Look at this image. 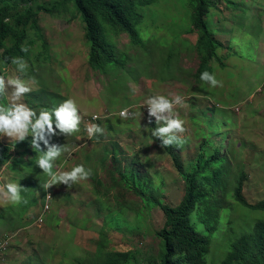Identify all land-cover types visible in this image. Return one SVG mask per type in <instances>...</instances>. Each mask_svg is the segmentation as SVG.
<instances>
[{"label":"rangeland","instance_id":"rangeland-1","mask_svg":"<svg viewBox=\"0 0 264 264\" xmlns=\"http://www.w3.org/2000/svg\"><path fill=\"white\" fill-rule=\"evenodd\" d=\"M184 1L158 0L144 11L141 32L145 47L133 46L125 33H109L118 53L128 58L126 70L115 76L100 74L90 67L85 23L72 0H37L32 4L38 12L43 38H34L35 31H30V39L38 43L30 55L34 63L27 61L24 73L16 65L0 61L5 78L0 107L8 109L17 103L29 107L27 97L37 98L39 94L36 101L40 103L49 101L52 93L61 94L62 103L73 99L82 117L80 131L65 134L62 141L68 147L61 160L55 162L54 171H70L83 165L91 169L92 175L71 189L65 184L45 189L47 196H52L50 210L46 211L45 206L40 208L44 196L39 179L25 163L31 154H24L19 166H3L0 186L20 184L22 202L0 200V245L8 237L0 264H80L94 258L97 243L104 239L107 248L132 251L142 263L155 260L161 249L157 232L164 225V213L159 206L143 205L141 196L123 188L132 202L122 209L123 223L111 221L115 193L109 188L110 170L115 166L122 171L127 165L141 170L151 180L148 195L176 204L184 194V175L196 163L205 136L212 141L210 151L219 148L231 164L229 182L218 192L220 213L227 215L230 222L212 245L210 264L220 263L247 225L252 227L264 219V213L243 207L234 199L231 184L243 170L248 175L243 190L246 199L250 203L264 199V0H247L248 17L241 22L236 17L242 14L241 9H230L223 1L212 8L209 28L224 44L219 55L226 65L222 69L214 64V75L222 83L217 87L195 78L200 63L195 50L197 35L189 31V9ZM47 8H53L52 13ZM7 44L11 46L12 41ZM9 77L25 80L32 91L14 100V88L7 83ZM43 88L47 94L41 93ZM155 95L184 98V106L174 108L175 117L185 121L186 128L183 145L172 146L182 166L180 170L173 164L168 148H162V141L151 135V129L158 125L155 117L149 124L146 101ZM124 108L134 112L135 117L121 119L119 112ZM30 109L37 118L42 111L40 107ZM93 117L107 122L100 125L103 134L90 139L86 128L97 124ZM110 126L113 131H109ZM215 129L217 133H212ZM28 136L16 142L0 134V145L9 144L14 154H19ZM104 146L109 155L100 160ZM28 174L32 175L31 181ZM48 180L49 177L45 182ZM30 186H35L39 203L27 205L26 212L20 214L32 197ZM41 213L46 218L39 226Z\"/></svg>","mask_w":264,"mask_h":264},{"label":"trees","instance_id":"trees-1","mask_svg":"<svg viewBox=\"0 0 264 264\" xmlns=\"http://www.w3.org/2000/svg\"><path fill=\"white\" fill-rule=\"evenodd\" d=\"M64 1L68 2L69 0ZM72 1L85 23L86 39L90 44V67L107 76L123 73L126 70L128 58L124 53H118L115 43L109 39V33H125L129 36L133 46L145 47V40L141 32V25L145 19L144 11L156 4L158 0ZM220 1H223L230 9L242 10V14L236 16L240 22L243 17H248L247 0L184 1L189 9V31L197 35L195 50L200 60L195 74L197 82H203L200 77L204 71L214 75L215 63H218L222 69L226 67L224 58L219 55L224 44L209 28L211 10ZM36 3L37 0H0V51L3 50L0 61L2 64H12V58L16 57L34 63L30 59V55L38 41L30 39V31H35L34 38H43L38 27V12L32 7V4ZM52 9L47 8L46 10L48 13H52ZM249 28L252 26L250 25ZM8 41H12L11 46H7ZM23 46H27V52L22 51ZM43 53L45 57H48L46 51ZM173 55V53L170 55L168 62H171ZM2 73L0 71V76H3ZM41 93L47 94V91L43 88ZM52 95L53 97L49 101L41 103L36 101L37 98L41 97L40 94L37 98L30 95L26 100L29 102L30 108L40 107L42 111H51L62 104L63 98L59 93H52ZM96 122L101 125L107 120L97 119ZM109 131H113L111 126ZM214 132L217 133V129L212 131V133ZM64 137L65 134L56 128L55 134L48 135L46 138L51 145L67 148V144L62 141ZM33 139L34 137L30 134L25 147L19 154H14L11 145L1 144L0 169L5 165H21L24 162V154L30 153L31 156L25 163L29 166L30 173L39 179L42 196H44L43 205L40 207L42 209L45 205V199L47 202V193L42 185L48 176L43 174V170L36 164V157L42 153L33 150L31 146ZM39 143L41 148L46 151L47 148L43 140H40ZM115 145H117L116 142ZM172 146L168 147V151L171 154L173 164L180 170L182 166ZM211 146V139L205 136L199 146L196 163L184 175V194L176 204L163 202L155 195H148L147 191L151 187V180L141 170L127 165L121 171L114 166L110 170L112 172L110 175L111 183L109 184L110 191L115 193L113 204L115 210L110 217L111 221L123 223L121 221L122 209L127 206L128 202H132L127 199L123 188L135 191V194L141 196L143 205L159 206L164 213V225L157 232L161 239L159 255L155 260L142 263L135 254L133 255L132 251L107 248V240L104 239L97 243L94 258L90 261H80V264H210L212 245L226 228V223L230 222V219L227 220L226 218L227 215L220 213L218 192L224 189L229 182L227 175L231 166L229 157L223 154L219 148L210 151ZM115 150L117 151V146ZM107 155H109V150L107 146H104V155L100 160H106ZM58 160H61V157ZM53 170H55V166ZM31 174L27 175L29 181L32 180ZM116 175H119L120 178L115 177ZM247 177V173L240 170L238 175L233 178L234 180L232 179L234 199L243 207L264 213V199L250 203L243 194ZM29 191L32 197L21 209L20 214L26 212L28 206L39 203L34 193L35 186H30ZM48 201L51 203L52 198ZM246 227L233 240L231 249L219 264H264V219L257 221L252 227L249 225ZM104 235L106 236V233ZM0 257L2 258V253H0Z\"/></svg>","mask_w":264,"mask_h":264},{"label":"clouds","instance_id":"clouds-1","mask_svg":"<svg viewBox=\"0 0 264 264\" xmlns=\"http://www.w3.org/2000/svg\"><path fill=\"white\" fill-rule=\"evenodd\" d=\"M22 51L27 52V46H23ZM12 64L16 65L21 73H24L28 67L26 61L20 57L12 58ZM200 79L212 87L222 86V83L216 79L215 75L208 71H204ZM7 83L13 86L14 92L12 96L17 101L32 91L29 84L20 77H9ZM4 88L5 78L0 76V92H3ZM146 105L149 113V124L152 122L151 117L156 118L158 126L151 129V135L162 141L160 146L162 148H168L174 144L182 146L185 142L182 139V134L186 132L185 121L175 117L174 108L177 105L183 107L184 98L180 95H175L171 99L163 95H155L146 101ZM135 115L128 108H124L119 112L120 118L124 120L134 118ZM93 119H98V117H93ZM81 120L82 117L79 114L78 106L73 99L65 100L59 107L51 111H41L38 118L34 110L27 107L24 103H17L8 109L0 107V134L16 142L25 140L31 134L34 137L31 142L33 150L37 153H42L36 157V164L43 170V174L49 177V180L42 187L47 190L53 185L65 184L71 189L75 184L88 180L92 175L91 169H86L83 165H77L70 171H54L55 162L66 151V148L65 146L49 144L45 134L54 135L55 129L59 128L61 133L68 136L72 135L80 131ZM86 131L91 139L97 134H103L104 130L99 124L92 123L87 125ZM40 140H43L47 148L46 151L41 148ZM21 191L22 187L20 184L9 182L0 186V200L19 204L22 202ZM7 240L8 237L1 244Z\"/></svg>","mask_w":264,"mask_h":264},{"label":"built area","instance_id":"built-area-1","mask_svg":"<svg viewBox=\"0 0 264 264\" xmlns=\"http://www.w3.org/2000/svg\"><path fill=\"white\" fill-rule=\"evenodd\" d=\"M50 198H51V196L48 195L47 196V202H46V205H45V210L46 211H48L50 209V204H49V201H48ZM45 217H46L45 214H43V213L40 214V216L38 217V220H37L39 225H42V223L45 221ZM7 244H8V241L5 244L2 243L0 245V253H3V251L7 248Z\"/></svg>","mask_w":264,"mask_h":264},{"label":"bare ground","instance_id":"bare-ground-1","mask_svg":"<svg viewBox=\"0 0 264 264\" xmlns=\"http://www.w3.org/2000/svg\"><path fill=\"white\" fill-rule=\"evenodd\" d=\"M20 162H22V161H20ZM16 163V162H15Z\"/></svg>","mask_w":264,"mask_h":264}]
</instances>
